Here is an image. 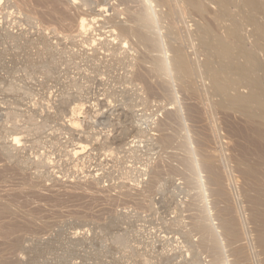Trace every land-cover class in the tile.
<instances>
[{
	"label": "rangeland",
	"instance_id": "374dc122",
	"mask_svg": "<svg viewBox=\"0 0 264 264\" xmlns=\"http://www.w3.org/2000/svg\"><path fill=\"white\" fill-rule=\"evenodd\" d=\"M41 1L0 0V258H10L9 262L15 261L12 264H30L31 260H35L32 264H45L47 256H50L51 261L46 264H214L206 252L195 249L199 235L190 233L189 225L197 211L191 212L190 204L192 193L198 194L199 188L195 189L194 186L191 188L193 191L190 190L185 176L188 172L182 166L180 157L182 154L184 159L186 153L176 149L178 144L185 142L188 147L186 151L194 149L195 159L199 162L206 151L217 156L215 158L218 161L220 157V168L227 167H223L222 171L226 173L221 171L222 176L224 173L225 177L228 172V176L231 175L229 179L227 175L225 177L229 182L223 179L226 185H232V190L227 191H233L229 194L232 195L230 201L234 200L236 204H232L234 210L238 211L235 214L239 216L238 220L243 217L251 220V212H248L250 206L244 203L247 201L241 194L244 177L238 174L235 160L239 157V151L238 147H234L235 144H245L243 136L249 124L238 112H226L215 107L220 98L212 96L210 80L204 69L209 52L203 43L200 28L210 24V19L214 21L220 13V7L216 5L214 8L215 4L210 0H202L209 10L205 17H193V11L183 6V13L187 9L186 16H180L184 21L179 18L180 13L174 15L176 20L174 17L171 19L173 23L160 19L156 26L158 32L155 33L165 48L153 51V54L130 37H126V40L117 37V22L131 24L130 16L140 9L131 0H60L57 6L50 3L52 0ZM234 3L229 7L230 16L242 21L248 10L242 5V0H235ZM154 6L161 7L156 8V11L167 10V7L158 4ZM83 17L87 20L97 18L86 32L78 29ZM227 18L219 25L211 22L219 36H224L228 25L232 23ZM172 24L176 28V35H171V39L167 34ZM183 24L188 29L187 33ZM247 26H244V37L252 35V27ZM160 27H166L167 33L166 28ZM190 29H193V33ZM162 35L167 37L163 38ZM181 35L183 38L179 40ZM248 38H244V41L248 46H253L254 37ZM175 39L179 43H170ZM170 45L171 49L173 46L184 48L186 55H191V60L188 58L190 63L196 67L195 76L189 80L191 87L186 90L173 78V74L168 73L160 78L152 74L150 76L148 72L146 60L155 55L164 56L163 53L169 55L172 52ZM214 63L213 66L217 67L219 61ZM198 75L203 84L198 80ZM262 75L264 70L259 73V76ZM242 91L247 92L246 89ZM190 110L193 111L189 113ZM169 118L173 124L169 128L171 131L163 130L162 125ZM237 123L242 126V132ZM232 127L238 132L237 135L231 130ZM165 134H176L178 138L175 145L165 147L162 144L161 139ZM234 135L239 136L236 138ZM202 149L206 151L201 152ZM213 151L217 152L216 155ZM173 154H179V157L175 158ZM176 166L180 169L176 170ZM153 172H163L161 176L157 174V183L152 182ZM201 176L207 184V173L202 170ZM235 188H238L237 191ZM207 193L209 195V190ZM207 198L211 206L209 209H213V198ZM235 198H238L237 202ZM205 204L203 201L200 206ZM3 205L11 206L14 216L10 212L6 214L2 210ZM211 211L210 217L215 215L213 224L218 225L216 211ZM244 218L241 220L243 224L239 221L242 224L240 227L244 225L241 229H246L243 234L251 232L248 233L252 240L248 239L254 243H250L248 234H244L245 242L249 245L248 251L255 249L253 253L249 252L253 254L250 263L258 259L256 262L259 261V264L263 256L254 240L256 226L251 223L252 220L247 222ZM32 223L37 224V227ZM30 227L38 229L36 234L32 233ZM214 227L217 232L221 231L217 226ZM2 229L3 232L7 230L4 233L9 235L8 239ZM27 230L31 232L27 233ZM18 236L21 241L24 237L32 241L26 243V238L24 243L21 242V248H13L10 246L11 241ZM51 242H55L54 246ZM32 243L36 249L46 252L39 255L44 260L37 258L41 261L36 262L34 257L30 260L36 252L31 247ZM22 245L29 247L24 248ZM252 245L254 249H250ZM51 247H57V250L52 249L58 252L50 253L54 252ZM45 248H49V251ZM224 250V259L232 262L231 253Z\"/></svg>",
	"mask_w": 264,
	"mask_h": 264
},
{
	"label": "bare ground",
	"instance_id": "6f19581e",
	"mask_svg": "<svg viewBox=\"0 0 264 264\" xmlns=\"http://www.w3.org/2000/svg\"><path fill=\"white\" fill-rule=\"evenodd\" d=\"M43 1V0H42ZM41 1V2H42ZM47 1V0H46ZM60 0H52V2L50 3H53L54 6L57 4H59ZM67 1V0H66ZM85 1V0H84ZM89 1V0H88ZM120 1V0H119ZM126 1V0H124ZM135 1V2H134ZM134 1H130V2H133V3H137L139 11H135L130 17H131V24H127V25H123V21H119L121 22L119 24L118 23V34L119 36H117L118 38L119 37H124L123 39L126 40V37H130L132 38L133 40H135L138 44H140L141 46H144L145 48H148L149 50H151V52L153 51H161L162 48H165L163 47V44H161L162 42L159 40V36L155 33L156 31L158 32L156 26H157V23L160 19H164V20H171L175 19V16L176 14L180 13L179 14V18L180 16H186V10H185V13L184 10H183V6H187L189 7L192 11H193V17H197L196 15H199V16H204L205 14L208 13V7L206 6L207 4H205V0H177V1H174V0H134ZM49 2V1H48ZM130 2H127V3H130ZM210 2L214 3L215 4V7L216 8V5H218L219 7V10H220V13L216 16V18H214V24L216 25H219L221 24V22L226 19L227 17L229 18L230 15V12H229V7L235 2V0H210ZM209 2V4H210ZM239 2V1H238ZM237 2V3H238ZM126 3V2H125ZM208 3V2H206ZM211 3V4H212ZM90 4V3H89ZM119 4V3H118ZM124 4V3H123ZM132 4V3H131ZM154 4H158L159 6H164V7H167V10L165 12H160V11H156V8H161V7H157V6H154ZM235 4V3H234ZM241 4V3H240ZM60 5V4H59ZM134 5V4H133ZM242 5L248 10V13L245 14L243 17V20L240 21L238 20L237 18H232L230 19V21H232L231 25H228V28L226 30V34L224 36H219L213 29L212 25L214 24H211L212 20L210 19V24H206L203 28H200L201 29V32H202V40H203V43L206 45V51L208 49V59H207V62L205 64V68L204 66L201 65L202 68L205 69L206 71V76L209 78L210 80V84H211V89L213 91L212 93V96H215L217 98H220V101L217 102L215 104V107L217 109H220V110H224L226 112H235V113H239L243 116V119L245 120V122L247 124H249V128L246 131L245 134H244V138H245V144L244 145H241L240 143V146H235L234 147H238V151H239V154H238V158H235L236 162H237V168L239 170V173H238V170H237V173L240 174L241 176L244 177V185H243V189L241 190L242 191V195L243 197L245 198V200L247 202H244V203H248L249 204V209L250 211L248 212H251V220H246L244 217V219L247 221V222H250L251 223L253 222V225L256 226V236H255V244L257 245V247H259L261 249V254L263 256V259L260 261L261 264H264V85H263V82H264V76H259V73L261 71L264 70V4H263V1L262 0H242ZM57 6V5H56ZM86 7V5H83ZM126 6V5H125ZM128 6V5H127ZM242 6V8H243ZM88 7V6H87ZM213 7V6H212ZM235 7V6H234ZM89 8V7H88ZM211 8V7H210ZM217 8V9H218ZM232 8V7H231ZM241 8V7H240ZM234 9V8H233ZM132 10V9H131ZM138 10V9H137ZM191 11V12H192ZM211 11V10H210ZM242 11V9H241ZM159 12V13H158ZM218 12V10H217ZM245 12V10H244ZM181 13H183L181 15ZM196 13V14H194ZM212 13V12H211ZM213 14V13H212ZM243 14V13H242ZM159 15V17H158ZM175 15V16H174ZM128 15H126L127 17ZM128 16V17H129ZM190 16V15H189ZM198 16V18H199ZM180 18L181 21H184L183 18ZM191 17V16H190ZM205 17V16H204ZM238 17V16H237ZM189 18V17H188ZM187 18V19H188ZM227 18V19H228ZM97 18H92L90 20H87L85 19L84 17L81 19V21H79V25H78V29L81 31V32H86V31H89L91 28V25L92 23L94 24L95 20ZM129 19V18H128ZM179 19V20H180ZM183 19V20H182ZM186 19V18H185ZM191 19V18H190ZM207 19V17H206ZM130 20V19H129ZM176 20V19H175ZM174 20V21H175ZM193 20V19H192ZM162 21V20H161ZM172 21V22H171ZM170 22L173 23V20H171ZM166 22V21H165ZM168 22V21H167ZM212 22V23H213ZM225 22V21H224ZM228 22V21H227ZM114 23V22H113ZM125 23V21H124ZM170 24V23H169ZM176 24V23H175ZM195 24H196V21H195ZM228 24V23H227ZM230 24V23H229ZM110 25V24H109ZM112 26L114 24H111ZM166 25V24H165ZM171 25V24H170ZM250 26L252 27V35L248 36L249 38L251 36L254 37V42H253V46H248L246 44V42L244 41V38H248L247 36L244 37V33L246 32L245 31V27L244 26ZM180 26V25H179ZM183 26H185L184 28L186 29V33H187V28H186V25L183 24ZM196 27V25H194ZM198 26V25H197ZM201 26V25H200ZM199 26V27H200ZM247 26V27H248ZM164 27V26H163ZM215 27V26H214ZM220 27V26H219ZM227 27V26H226ZM159 28V27H158ZM162 28V27H160ZM166 28V27H165ZM165 28H162V29H165ZM189 28V27H188ZM112 29V28H111ZM110 29V31H111ZM179 29V28H178ZM177 29V30H178ZM183 29V28H182ZM248 28H246L247 30ZM113 30H115L113 28ZM112 32H116V31H113ZM160 30V29H159ZM191 30V29H190ZM193 30V29H192ZM191 30V32H192ZM197 30V29H196ZM167 28H166V33H167ZM198 31V30H197ZM162 32V31H161ZM159 31V33H161ZM178 33L181 32V31H177ZM222 32V31H221ZM117 33V32H116ZM158 33V34H159ZM193 33V32H192ZM191 33V34H192ZM197 33V32H196ZM9 34V33H8ZM7 34V35H8ZM163 35H166L164 33H162ZM161 35V34H160ZM162 35V36H163ZM173 36V35H176V28L174 27V24H172V26H170L169 28V34H167V36ZM180 35V34H179ZM178 35V36H179ZM188 35H189V31H188ZM6 36V35H5ZM167 36H163L164 37H167ZM168 36V37H169ZM172 36H171V39H172ZM182 37L180 38L179 37V40L183 38V35H181ZM197 36H198V33H197ZM177 37V36H176ZM161 38V37H160ZM190 38V36L188 37ZM248 38V40H249ZM116 39V38H115ZM120 39V38H119ZM170 39V38H169ZM199 39V38H197ZM112 40V39H111ZM122 40V39H121ZM128 40H130L128 38ZM166 40V39H165ZM174 40V39H173ZM176 40V39H175ZM190 40V39H189ZM194 40V38H193ZM109 41V40H108ZM116 41V40H114ZM172 41V40H171ZM178 40L174 41V42H170V43H175L177 42ZM184 41V40H183ZM182 41V44H184ZM195 41V40H194ZM252 41V40H251ZM13 42V41H12ZM112 42V41H111ZM110 42V43H111ZM190 42V41H189ZM248 42V41H247ZM127 43V42H126ZM166 43V42H164ZM179 43V42H177ZM134 44V43H133ZM191 44V47H192V43L190 42ZM119 45V44H118ZM179 45V44H178ZM180 45H181V42H180ZM126 46V45H125ZM165 46V45H164ZM183 46V45H182ZM185 47V46H184ZM197 47V46H196ZM195 47V48H196ZM204 47V46H203ZM202 47V50H204ZM109 48V47H108ZM124 48V47H123ZM188 49L186 50H189V47H186ZM194 48V47H193ZM191 48V51H193L194 53V49ZM200 48V47H198ZM122 49V48H121ZM172 51H170V50ZM169 52H171L173 55H171V53L169 55H166V53H163L164 56L160 55V56H153V57H150L148 58V60H146L147 64H148V72H150V76H158V77H162V76H167L168 73L170 74H173V78L176 79L177 81H179L181 83V85L183 86L182 89H188L191 87V83L189 82V80L191 79V77L195 74V71H196V67L194 65H192L189 61V59L191 60L189 53H187V55L189 57H187L186 55V51L184 48H173L171 49V45H170V48H169ZM185 52H183V50ZM193 49V50H192ZM129 50V49H128ZM201 50V51H202ZM50 52V50H49ZM147 52V50H146ZM168 52V53H169ZM62 53V52H61ZM66 53V52H65ZM148 53V52H147ZM196 53V52H195ZM194 53V55H195ZM205 53V52H204ZM52 54V53H51ZM115 54V53H114ZM150 54V53H149ZM154 54V52H153ZM198 54V52H197ZM206 54V53H205ZM56 55V54H55ZM193 55V56H194ZM63 56V55H62ZM148 56V55H147ZM192 56V57H193ZM196 56V55H195ZM53 57V55H52ZM58 57V56H57ZM197 57V56H196ZM61 58V57H59ZM145 59L147 58L146 56L144 57ZM143 58V59H144ZM189 58V59H188ZM195 58V57H194ZM200 58V57H198ZM55 59V58H54ZM144 59V60H145ZM196 59V58H195ZM56 60V59H55ZM198 60V59H197ZM196 60V62H197ZM219 61V64L217 67H214L213 66V63L214 61ZM50 61V60H49ZM42 62V61H41ZM54 62V61H53ZM201 62V61H200ZM202 63V62H201ZM144 64V63H143ZM146 64V63H145ZM146 64V66H147ZM196 66H198L197 63H195ZM214 65L216 66L217 64L214 63ZM36 66V65H35ZM141 66V65H140ZM144 66V65H143ZM142 68V67H141ZM145 69V68H144ZM203 70V69H202ZM198 71H200L198 69ZM146 72V70H145ZM204 73V72H203ZM149 74V73H148ZM147 74V75H148ZM152 74V75H151ZM141 75V74H140ZM201 75V73H200ZM198 75V76H200ZM143 76V75H142ZM149 76V75H148ZM195 76V75H194ZM140 77V76H139ZM205 77V76H204ZM144 78V77H143ZM152 78V77H151ZM168 79V78H167ZM194 79V78H193ZM156 80V79H155ZM198 80H201L202 84H203V80L200 76V78ZM156 82V81H155ZM197 82V81H196ZM157 83V82H156ZM160 83V82H159ZM169 83V82H168ZM193 84V83H192ZM162 85V83H161ZM165 85V84H164ZM208 85V84H206ZM205 86V85H204ZM194 88V87H193ZM197 88V87H196ZM202 88V87H201ZM198 89H200L198 87ZM205 89V88H204ZM242 89H246L247 92H243ZM190 90V89H189ZM201 90V89H200ZM80 91V90H79ZM191 91V90H190ZM198 91V90H197ZM82 92V91H81ZM201 92V91H200ZM198 91V93H200ZM205 92V91H204ZM208 92V91H206ZM30 93V92H29ZM197 93V94H198ZM211 94V93H209ZM27 95V94H26ZM81 95V94H80ZM199 95V94H198ZM206 95H208V93H206ZM200 96V95H199ZM202 96V94H201ZM211 96V95H209ZM202 98V97H201ZM207 98V96H206ZM211 99V97H210ZM77 100V99H76ZM207 100V99H206ZM81 101V100H80ZM195 102H197L196 100H194ZM211 101V100H210ZM209 102V101H208ZM201 105V104H200ZM208 105V103H207ZM210 105V104H209ZM208 105V107H209ZM213 105V104H212ZM194 106V105H192ZM206 106V105H205ZM188 107V106H187ZM190 107V106H189ZM195 107V106H194ZM200 107V106H199ZM199 107H197L196 109H198ZM211 109V107H209ZM214 108V107H213ZM77 109V108H76ZM191 109V108H190ZM191 111L193 110H190L189 113H191ZM210 111V110H209ZM195 112V111H194ZM211 113V112H210ZM209 113V114H210ZM220 113V112H219ZM74 114V113H73ZM198 114V113H197ZM201 114V113H200ZM222 114V112H221ZM228 114V113H227ZM112 115V114H111ZM170 115V113H169ZM212 116H214L213 114H211ZM215 115H216V112H215ZM225 115V114H223ZM133 116V115H132ZM211 116V117H212ZM228 117H230L229 115H227ZM232 116V115H231ZM170 117V116H169ZM238 117V116H237ZM28 118V117H27ZM31 118V116L29 117ZM34 118L32 117V120ZM36 119V118H35ZM168 120V119H167ZM239 120V119H238ZM240 121V120H239ZM242 123H243V120H242ZM74 124V123H73ZM72 124V125H73ZM161 124V123H160ZM92 125V124H91ZM173 125V124H172ZM172 125H171V119L169 118V120L167 122H165V124H163V130H168V131H171L169 130V128H172ZM238 125V123H237ZM38 126V125H36ZM35 126V127H36ZM239 126V125H238ZM240 127V126H239ZM26 128V127H25ZM216 128V126H215ZM218 128V126H217ZM216 128V129H217ZM242 128V126L240 127ZM30 129V127L28 128ZM126 129V128H125ZM213 129H214V126H213ZM214 130V131H217V130ZM238 129V128H236ZM161 130V129H160ZM212 130V129H211ZM232 131H234L233 127L231 128ZM239 130V129H238ZM241 132L243 130L240 129ZM239 130V131H240ZM34 131V130H33ZM36 131H37V128H36ZM188 131V130H187ZM213 131V130H212ZM38 132V131H37ZM27 133V132H26ZM214 133V132H213ZM234 133H236V135L238 134V132L234 131ZM188 134V133H187ZM212 134V133H211ZM176 134H165V136L162 137L161 139V142L162 144L165 146V147H170L171 145H175L176 143V138H178L177 136H175ZM236 135H234L233 137H236ZM188 136V135H187ZM209 136V135H208ZM217 136V134H216ZM215 136V137H216ZM239 136V135H238ZM237 136V137H238ZM212 137V136H211ZM213 137V139L215 138ZM219 137V136H218ZM236 137V138H237ZM207 138V137H206ZM240 140L242 141L243 139L241 137H239ZM210 139V138H209ZM217 139V138H216ZM215 139V140H216ZM204 140V139H203ZM212 140V139H210ZM221 140V139H219ZM218 141V140H217ZM216 141V142H217ZM179 142V141H178ZM181 142V141H180ZM211 142V141H210ZM209 142V143H210ZM214 142V143H216ZM238 142V141H237ZM107 143V142H106ZM184 143V144H183ZM183 143H180L178 144L177 146V149L176 150H184L183 152L186 153V157L183 159L182 158V154L180 155L181 157V164L182 166L184 167V169L188 172V174L185 176H187L186 178L188 179L189 181V185H190V190H192L191 188L194 187L195 189H198L199 188V193L194 195V192L192 193L191 197H192V201H191V204H190V207H191V212L192 210L193 211H197L196 215L194 216L193 218V222L192 224L190 223L189 226H191V230H190V233H196L197 236L199 235V240L198 242L196 243L197 245H195V249H199V250H202L203 253L206 252L209 256V258H211L212 262L215 264H253V263H258L256 262L257 260H254L255 258H257V256H255V258H253V260L255 262H251L250 263V255L249 252L255 250L253 245L250 247V249H254V250H250L248 251V246L245 241L246 237H244L246 233L243 234V230H246L245 228H243V230L241 229L243 226L240 227V225L243 224V222L241 220H238L239 216L237 217V214H235L236 212L238 211H235L234 208L232 207V204L233 205H236L234 204V200H232V202L230 201V198L232 199V195L230 196L229 192L232 190V185H226L227 182L225 183L224 182V179H226V175L228 176V174H230L229 172L227 174H225V177H224V173H226V171L224 172V170L222 171L223 167H226V166H223V163L222 162V169L220 168V157H219V161L217 158V156H212L210 155L205 149V151L207 152L208 155H206V152H203L204 150L202 149L201 152L205 153L204 156L202 155L200 158V162L195 159V150L192 149V151L188 150V152L186 151L188 149L187 145H185V142ZM203 143V142H201ZM220 144L221 141L219 142ZM236 143V141H235ZM127 144V143H126ZM128 145V144H127ZM192 145V143H191ZM204 145V144H203ZM214 145V144H212ZM239 145V144H238ZM207 146V145H206ZM219 146V145H218ZM221 146V149L224 150L222 148V145ZM201 147V146H200ZM203 147V146H202ZM224 147V146H223ZM133 148V147H132ZM172 148H174L172 146ZM187 148V149H186ZM192 148H193V145H192ZM211 149H213L212 147H210ZM123 149V148H122ZM190 149V148H189ZM220 149V148H219ZM218 149V150H219ZM220 149V150H221ZM234 150H236L235 148H233ZM175 150V151H176ZM217 150V151H218ZM219 150V152H220ZM222 150H221V155H225V154H222ZM236 150V152H237ZM127 151V150H126ZM136 151V150H135ZM174 151V150H173ZM186 151V152H185ZM199 151V150H198ZM197 151V152H198ZM216 151V150H215ZM182 152V153H183ZM211 152V151H209ZM214 152V151H213ZM194 153V154H193ZM202 153V154H203ZM217 153V152H214V154ZM168 154V153H167ZM180 154V153H179ZM177 154V155H179ZM212 154V153H211ZM174 155V154H173ZM175 156L176 157H179V156ZM197 155V154H196ZM216 155V154H215ZM200 156L199 154L197 155V157ZM220 156V154L218 155ZM166 157V156H164ZM170 157V156H169ZM222 157V156H221ZM173 159H175L174 157H171ZM178 160H180V158H177ZM223 159V158H222ZM167 160V159H166ZM180 162V161H179ZM166 163H168L166 161ZM175 163V162H174ZM173 163V165H174ZM178 163V162H176ZM180 164V163H178ZM180 164V166H181ZM172 166V165H171ZM181 166V167H182ZM151 168V167H150ZM154 168V167H153ZM174 168V167H173ZM177 168L179 167H175V169L177 170ZM227 168V167H226ZM225 168V170H227ZM180 169V168H179ZM221 169V170H220ZM154 170H156L154 168ZM202 170L207 173V184L203 182L202 180V176H201V172ZM153 171V170H152ZM160 170H158L157 172H159ZM179 171V170H178ZM181 171V170H180ZM223 173V176H222V172ZM182 172V171H181ZM163 173V172H162ZM161 173V174H162ZM150 174V173H149ZM151 174H155L152 179H153V183H157V179L159 180V177L157 176V174H160V173H157L156 172L154 173H151ZM160 174V176H161ZM182 176V174H180ZM204 176V175H203ZM231 175L228 176L227 179H229ZM224 178V179H223ZM151 179V178H150ZM204 179V178H203ZM226 179V180H227ZM205 180V179H204ZM206 181V180H205ZM228 181V180H227ZM233 181V180H232ZM231 181V182H232ZM229 182V181H228ZM230 182V183H231ZM229 183V184H230ZM152 184V183H151ZM233 184H235V182H233ZM243 184V183H242ZM207 185H208V188H207ZM226 186H229L228 189H226ZM198 187V188H197ZM237 187V186H236ZM242 188V186H241ZM231 189V190H230ZM236 189V188H235ZM238 189V188H237ZM236 189V191H237ZM208 190L209 192V195L211 196V198H213V209H209V203H208V199L207 197H210L209 195H207L208 193ZM227 190H230L229 192ZM193 191V190H192ZM196 191V190H195ZM239 191V190H238ZM233 192V191H232ZM230 192V193H232ZM240 192V191H239ZM236 193H234V196H235ZM238 195H240L238 192H237ZM240 195V197L242 196ZM190 197V196H189ZM190 197V199H191ZM239 197V196H238ZM234 199V197H233ZM236 199V198H235ZM238 199V198H237ZM237 199H236V202H237ZM240 199V198H239ZM204 201V204L205 206H200V203H203ZM211 205V204H210ZM242 205V204H241ZM4 206V205H3ZM186 206V205H185ZM239 206V204L237 205ZM237 206H235L237 208ZM243 207V206H242ZM248 207V206H246ZM186 208V207H185ZM215 209V213H216V219L218 220V225H215L213 224L214 222V218H215V215H212L210 217V214L209 212L211 210H214ZM245 209V208H244ZM247 209V208H246ZM4 212H6V214L8 212L11 213L12 216H14V210L11 209V206L9 205H5L4 208L2 209ZM187 210V209H186ZM185 210V211H186ZM240 210V209H239ZM243 210V209H242ZM248 210V209H247ZM245 211V210H244ZM244 211H242L243 213H245ZM2 212V213H4ZM189 212V211H188ZM212 212V211H211ZM240 212V211H239ZM241 212V213H242ZM240 213V214H241ZM16 215V214H15ZM36 215V214H35ZM194 215V214H193ZM242 215V214H241ZM240 215V216H241ZM246 215V214H245ZM250 215V214H249ZM248 215V216H249ZM214 216V218H213ZM244 216V214H243ZM35 219V218H34ZM37 219V218H36ZM40 219V218H39ZM189 219V218H188ZM191 219V218H190ZM241 221V222H239ZM27 222V221H26ZM181 222V221H180ZM45 223V222H44ZM59 223V222H58ZM240 223V224H239ZM34 224V225H33ZM47 224V223H46ZM51 224V223H50ZM177 224H180V223H177ZM187 224V223H186ZM189 224V223H188ZM25 225V224H24ZM31 225L37 227V224L35 223H32ZM184 225V224H183ZM28 226V225H27ZM39 226V225H38ZM49 226V224H48ZM53 226V225H52ZM59 226V225H58ZM63 226V225H62ZM176 226V225H175ZM214 226H217V228H219L221 231L220 232H217L215 227ZM219 226V227H218ZM248 226V224H247ZM246 226V227H247ZM29 227V226H28ZM50 227V226H49ZM179 227V226H178ZM184 227V226H183ZM187 227V225H186ZM5 228V227H4ZM7 228V227H6ZM23 228V227H22ZM31 228V227H30ZM28 229V230H31V229ZM40 228V227H39ZM176 228V227H175ZM189 228V227H188ZM9 228H7L8 230ZM27 229V228H26ZM41 229V228H40ZM54 229V228H53ZM181 229V228H180ZM249 229V228H248ZM247 229V230H248ZM7 230H4L7 231ZM10 230V229H9ZM8 230V231H9ZM23 230V229H21ZM27 230V231H28ZM32 229V233L36 232V229ZM1 231V230H0ZM25 231V230H24ZM22 231V232H24ZM43 231V229H42ZM178 231V230H177ZM219 231V230H218ZM2 232H3V229H2ZM3 232V233H4ZM11 232V231H10ZM9 232V233H10ZM31 231H28L27 233H29ZM39 232V231H38ZM51 232V231H50ZM55 232V231H54ZM52 232V233H54ZM247 232V239L250 238V235L249 231H246ZM249 232V233H248ZM2 233V235H3ZM8 233V232H7ZM33 233V234H34ZM187 233V232H186ZM189 233V232H188ZM254 233V232H253ZM5 234V233H4ZM32 234V235H33ZM36 234V233H35ZM39 234V233H38ZM67 234V233H66ZM7 235V239L9 237L8 234H5ZM3 236V237H6V236ZM27 236V234H25ZM31 235V233H30ZM29 235V236H30ZM40 235V234H39ZM53 235V234H52ZM21 236V235H20ZM18 236L16 237V240H12L11 241V245L13 248H18L20 247L21 245V242L24 241V239H26L27 237H24L22 239V241L20 240L21 237H23L24 235H22L21 237ZM34 236V235H33ZM184 236V235H183ZM31 237V236H30ZM45 237V236H44ZM221 237H223V239H221ZM19 238V239H18ZM33 238V237H32ZM31 238V239H32ZM39 238V237H38ZM6 239V238H4ZM37 239V238H36ZM250 239H248L249 241H251ZM28 240V238L26 239ZM34 240V239H33ZM56 240V239H55ZM223 240V241H222ZM30 241L32 240H28V241H25L26 243H29ZM39 242V241H38ZM56 242V241H55ZM53 242V244L55 243ZM61 242V241H60ZM63 242H64V239H63ZM66 242V241H65ZM167 242V241H166ZM187 242V240H186ZM224 242V244H223ZM2 243V242H1ZM24 243V242H23ZM168 243V242H167ZM194 243V242H193ZM194 243V244H195ZM252 244H254L252 241L250 242ZM7 244V243H6ZM34 243H32V246L33 248H35L34 246H36L35 244L33 245ZM52 244V242L50 243ZM52 244V245H53ZM59 244V243H58ZM56 244V245H58ZM61 244V243H60ZM63 244V243H62ZM66 244V243H65ZM180 244V243H179ZM4 245V244H2ZM31 245V244H30ZM55 245V246H56ZM70 245V244H69ZM72 245V244H71ZM76 245V244H75ZM193 245V244H191ZM190 245V246H191ZM255 245V246H256ZM1 246V244H0ZM9 244H8V247H10ZM51 246V245H50ZM54 246V245H53ZM189 246V247H190ZM22 247H24L22 245ZM26 247H29V246H26ZM24 247V248H26ZM30 247V248H31ZM49 247V246H47ZM61 247V246H60ZM64 247V246H63ZM73 247V246H72ZM76 247V246H75ZM181 247V246H180ZM253 247V248H252ZM21 248V247H20ZM32 248V249H33ZM37 248V247H36ZM33 249L36 250L35 254L34 252L31 253V251H28L31 253V255L34 254V256H32L30 258V260L34 257V259L36 258H41V256L43 255V253H46L45 251L43 252L42 249L41 251L38 250V249ZM54 247H51L50 249H52ZM57 248V247H56ZM54 248V249H56ZM70 248V247H69ZM193 249V247H191ZM224 248L226 249V251H229L231 253V257H233V261L230 262L229 260L227 261L226 259H224ZM31 249V250H32ZM46 249V248H45ZM49 249V248H48ZM48 249L47 252L49 251ZM44 250V249H43ZM57 250V249H56ZM54 251L53 249L51 251H54V252H50V253H54L55 252H58V251ZM71 250V249H70ZM181 250V249H180ZM191 250V249H190ZM1 251V249H0ZM19 251V250H18ZM17 251V252H18ZM23 251V249H22ZM21 251V252H22ZM60 251V250H59ZM192 251V250H191ZM202 251L200 252L202 254ZM188 252V251H187ZM194 252V251H193ZM37 253V256L39 257H35ZM228 253V252H227ZM257 253V252H256ZM260 253V252H259ZM14 254V253H13ZM29 254V253H28ZM48 254V253H47ZM66 254V253H64ZM63 254V255H64ZM143 254V253H142ZM195 254V252H194ZM12 255V254H10ZM15 255V254H14ZM26 255V254H25ZM30 256V255H29ZM44 256H46L44 254ZM71 256V255H70ZM191 256V255H190ZM205 256V255H204ZM260 256V255H259ZM49 260L50 256H47ZM46 257V258H47ZM192 257V256H191ZM16 258V257H15ZM20 258V257H19ZM29 258V257H28ZM27 258V259H28ZM44 257H42L41 259H43ZM54 258V257H53ZM58 258V257H57ZM195 258V257H194ZM251 258V259H252ZM10 259V258H9ZM9 259L7 258H0V264H12V263H15V261H12L13 262H9ZM52 259V258H51ZM63 259V258H62ZM65 259V258H64ZM154 259V258H153ZM159 259V257H158ZM182 259V258H181ZM223 259L225 260L223 262ZM39 259H37L36 262H38ZM47 260H44L45 261V264L46 262H50L51 260L47 261ZM54 260V259H52ZM150 260V259H149ZM179 260V259H178ZM252 260V261H253ZM32 263L35 262V260H31ZM41 261V260H39ZM57 261V260H56ZM64 261V260H63ZM143 261H145L143 259ZM18 262V261H17ZM30 262V261H29ZM223 262V263H221ZM30 262V264H32ZM148 263V262H147ZM181 263V262H180ZM194 263V262H193ZM192 263V264H193ZM259 263V264H260ZM50 264V263H49ZM149 264V263H148Z\"/></svg>",
	"mask_w": 264,
	"mask_h": 264
}]
</instances>
